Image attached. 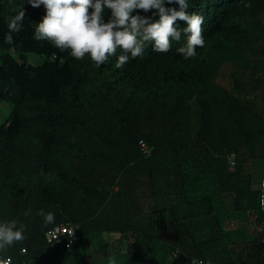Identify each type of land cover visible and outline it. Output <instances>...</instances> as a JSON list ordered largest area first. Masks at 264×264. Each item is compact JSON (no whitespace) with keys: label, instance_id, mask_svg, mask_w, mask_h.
Wrapping results in <instances>:
<instances>
[{"label":"trees","instance_id":"16d2710c","mask_svg":"<svg viewBox=\"0 0 264 264\" xmlns=\"http://www.w3.org/2000/svg\"><path fill=\"white\" fill-rule=\"evenodd\" d=\"M188 3L204 17L194 57L177 54L182 35L168 53L149 44L117 68L119 49L100 67L76 60L33 38L43 5L0 0V103L13 102L0 123V222L25 226V239L0 258L264 264L262 171L247 167L264 161V0ZM21 8L23 29L10 45L7 21ZM27 51L44 58L31 63ZM41 210L55 222L45 225ZM64 222L79 225L70 246L48 235ZM112 232L119 247H110Z\"/></svg>","mask_w":264,"mask_h":264},{"label":"clouds","instance_id":"9594fccd","mask_svg":"<svg viewBox=\"0 0 264 264\" xmlns=\"http://www.w3.org/2000/svg\"><path fill=\"white\" fill-rule=\"evenodd\" d=\"M28 3L33 8L43 5L46 10L35 26V40L48 41L60 52L69 51L76 60L88 56L97 67L107 63L118 49L123 54L115 66L121 68L130 57H142L149 44L157 53H168L174 41L186 36V43L176 52L188 59L205 43L204 17L189 14L188 0H28ZM106 10L110 14L108 20L104 18ZM25 18L26 10L21 8L7 21L8 44L14 43L13 34L23 29ZM178 22L186 26L181 27ZM260 204L264 207V197ZM39 215L45 225L55 222L51 212L41 210ZM24 231L25 226H18L15 219L0 222V251L22 242ZM67 234L73 235V230ZM0 264H12V258H0Z\"/></svg>","mask_w":264,"mask_h":264},{"label":"built area","instance_id":"2783aa9c","mask_svg":"<svg viewBox=\"0 0 264 264\" xmlns=\"http://www.w3.org/2000/svg\"><path fill=\"white\" fill-rule=\"evenodd\" d=\"M140 144L144 153L149 154L150 147L146 144V142L143 139L140 140ZM228 163L230 165V168L234 169L236 161L234 159L233 154L229 155ZM263 184H264V180H263ZM262 197H264V194ZM78 226H79L78 224H74L71 222L55 224L48 231L49 238L52 240L53 243L61 242L64 243L66 246H70L77 238ZM68 230H73V235H68L67 234ZM260 241L263 243L264 246V235L260 237ZM191 261L193 264H206L201 258L195 256L191 257Z\"/></svg>","mask_w":264,"mask_h":264},{"label":"rangeland","instance_id":"374dc122","mask_svg":"<svg viewBox=\"0 0 264 264\" xmlns=\"http://www.w3.org/2000/svg\"><path fill=\"white\" fill-rule=\"evenodd\" d=\"M26 56H27V59L29 60V62L31 63H39L43 60L44 56H42L41 54H38L34 51H27L26 52ZM227 76H228V69H224L223 70V73H222V76H221V79L223 80H227ZM13 108V102L12 101H2L0 103V123L3 122L7 116L10 114L11 110ZM264 161L263 160H254V159H251L250 161H248L247 163V167L251 168L252 166V170L255 171V175L257 174V167L258 168H261V179L263 180L264 179V165H263ZM254 166H256L254 168ZM256 177V176H255ZM110 240H111V246L110 247H113V248H116L117 246L119 247V244L121 243L122 241V235L119 233V232H112L110 233Z\"/></svg>","mask_w":264,"mask_h":264},{"label":"bare ground","instance_id":"6f19581e","mask_svg":"<svg viewBox=\"0 0 264 264\" xmlns=\"http://www.w3.org/2000/svg\"><path fill=\"white\" fill-rule=\"evenodd\" d=\"M264 180V179H263Z\"/></svg>","mask_w":264,"mask_h":264}]
</instances>
